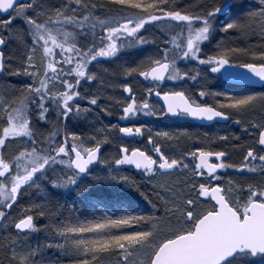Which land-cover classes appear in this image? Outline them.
Here are the masks:
<instances>
[{
  "label": "snow or ice",
  "instance_id": "6c2138e0",
  "mask_svg": "<svg viewBox=\"0 0 264 264\" xmlns=\"http://www.w3.org/2000/svg\"><path fill=\"white\" fill-rule=\"evenodd\" d=\"M257 31L258 45L236 47L221 39L211 54L204 51L221 32L227 37ZM128 50L139 58L116 64ZM112 64L116 67L105 66ZM4 72L27 82L10 85L11 91L0 96V223L6 222L9 233L0 238V264H264V90L208 87L210 80L255 78L264 89V0L191 5L180 0H0ZM117 76L124 79L114 82ZM133 78L150 86L138 95ZM190 81L201 86L190 90L185 87ZM169 83L173 87L166 88ZM116 88L127 95L108 92ZM102 96L108 106L101 104ZM113 104L122 120L139 114L234 118L244 132L253 130L255 143L232 144L240 136H218L224 149L194 147L174 156L163 141L178 137L168 131L153 134L145 124H108L87 135L69 130L96 107L111 116ZM53 113L55 120H49ZM41 121L51 129L38 127ZM145 131L149 148L121 142L104 155L114 133L123 134L122 140ZM228 147L241 150L239 162L227 160ZM96 165L106 166L103 175L93 173ZM122 165L140 170L152 184L150 192L122 175L117 167ZM228 169L238 177L218 171ZM177 171L191 176L157 179ZM33 192L41 195V203L30 198ZM56 193L71 195L72 207L66 209ZM136 193L150 210H136ZM105 195L129 210L93 219L76 212L75 201L103 204ZM40 218L47 222L38 223ZM40 231L53 239L33 246L28 238ZM50 247L66 259H45Z\"/></svg>",
  "mask_w": 264,
  "mask_h": 264
},
{
  "label": "rangeland",
  "instance_id": "374dc122",
  "mask_svg": "<svg viewBox=\"0 0 264 264\" xmlns=\"http://www.w3.org/2000/svg\"><path fill=\"white\" fill-rule=\"evenodd\" d=\"M101 2H104V0H101ZM196 0H180V3L183 4H187V5H191L193 3H195ZM205 2H211V0H205ZM151 31V30H150ZM223 39L226 43L231 44L232 46H236V47H252L254 45H258L260 42V37L258 34V31L255 34H249V35H242L236 32H232L230 33L227 37L224 36V34L221 32L219 33L215 39L212 41V43L210 45H207L206 48V54H211L210 50L214 48L216 42L218 40ZM10 47H15V45H10ZM205 51V50H204ZM138 55L134 50H128V53L124 56L121 57L120 61H117L116 64L119 63H123L124 61H133L135 59H138ZM238 59L240 61H244L246 58L241 55L238 57ZM116 64H112V65H105L107 67L110 68H115ZM122 79H124L123 77H113L114 82H120ZM26 78L24 77H16V76H11L8 75L7 72H4L2 75H0V96H3L6 92H10L11 88L10 85H17L19 86L22 83H25ZM133 83L134 88L137 90L138 95L142 92V89L146 86H148L147 84L143 83L141 81L140 78H133L132 81H130ZM168 87H172L173 84L169 83L167 85ZM95 87V86H94ZM108 92H110L112 95L116 96V97H122V96H126L125 93H122V91L119 88H116L114 90L109 89ZM151 99V98H150ZM152 103H155L153 100H151ZM84 103H87L86 101ZM101 104L103 106H108V101L104 98V96L101 97ZM156 104V103H155ZM111 111H112V115L108 116L107 113L102 111V108L100 107H96L94 108L92 114L88 117L87 120H81L79 122H72L68 125L69 130H73L76 131L78 133L81 134H95L97 129L103 128L108 124H121L122 119L120 118L119 115V107L115 104H113L111 106ZM153 117V116H152ZM155 118V117H154ZM49 120H55V114L53 113L50 117ZM124 121V120H123ZM122 121V122H123ZM148 121H150V119H148ZM140 122V121H139ZM38 127H40L42 130H50L52 125L50 123H46V122H39ZM45 134L46 131H45ZM61 136H63V132H61ZM115 136V142L113 143H127L124 142V140H120L119 139V133H114ZM107 155V154H105ZM101 166V165H100ZM96 167L93 170L94 174H101L103 175L104 172H102V169H106V166L102 165L101 167ZM120 172V171H119ZM122 175H126L132 178H135L138 182L141 183L143 189L146 192H150V190L152 189V184H149L147 182V180L145 179L143 174H132V173H124V172H120ZM89 180L91 179V177L88 178ZM157 179L160 180H171V181H177V180H183L184 178L181 177V175L179 173H174L171 177H157ZM114 185L118 184V182H113ZM101 192H105V185L103 184V182H101V187H100ZM123 191H134V190H129V189H123ZM39 198V199H43L41 197V195L37 192H33L31 195V199L34 198ZM136 197L138 200V203L136 206V210L139 212H144V211H148L150 210L151 206L147 204V201L144 200L143 197H140L138 193H136ZM29 197H25V200H28ZM83 206L88 210V216H86L85 218L87 219H93V218H102L104 216H113V215H123L125 211L129 210L127 209V207H118V203L121 204V202L117 201V198L114 196H110V195H105L104 196V203L103 204H94V203H86L84 201L79 200ZM24 201H21V203H23ZM163 209H160L159 212L157 214H160V212H162ZM15 214V209H13V212L10 215H14ZM6 222L4 223H0V238L7 236L9 233L8 231H6ZM12 231L14 232V228L12 229ZM53 239V237H51L50 235L46 234L43 231L40 232H36L33 233L32 235L29 236L28 240L29 243H31L33 246H36L37 244H44L46 242H49ZM56 247H50V248H46L44 250V257L45 259H53L54 258V254L56 253ZM59 251V255H61L60 250ZM0 258H2V256H0ZM106 262L108 261V258H105ZM114 260V258H112Z\"/></svg>",
  "mask_w": 264,
  "mask_h": 264
},
{
  "label": "flooded vegetation",
  "instance_id": "af4514ba",
  "mask_svg": "<svg viewBox=\"0 0 264 264\" xmlns=\"http://www.w3.org/2000/svg\"><path fill=\"white\" fill-rule=\"evenodd\" d=\"M206 53V48L204 49ZM183 67V65H182ZM143 82L142 78H140ZM145 83V82H143ZM146 84V83H145ZM168 85V84H167ZM166 88H170L168 86ZM150 86V85H148ZM201 86V82H188L185 87L190 90L198 89ZM248 87L252 88L255 91L264 90L260 87V85H246V84H231L224 79L219 81L210 80L208 82V87L214 91H225L229 88L233 87ZM173 87V86H172ZM126 94V93H125ZM198 95V92L195 93ZM127 95V94H126ZM156 104L162 103L157 100V98H151ZM207 102H211L210 98H208ZM261 116L259 110L254 114V118L258 121ZM251 118V117H250ZM150 119V121H148ZM123 121V120H122ZM121 121V125H128L130 122L139 124H145L152 129V133H156L158 131H168L169 133L178 137V139L171 141H163L165 151L174 156H179L184 152L192 150L194 147H211L213 150H220L225 148V143L218 140V136H232L233 134L240 136V140H233L230 143L232 144H254V136L255 133L253 130L249 129V132H244L242 125H237L234 122V118L229 119L227 121H207V120H195L190 117H173V116H161V117H152L143 114H139L136 117L130 118V120ZM140 121V122H139ZM203 121V122H200ZM123 134H119V139ZM148 133L145 131L143 136L132 137H124L122 140L126 145L131 147H140L142 150H145L150 147L147 142ZM121 140V139H120ZM116 150V144L112 145L109 148H105L103 150L104 155L110 156L112 152ZM227 151L229 152V156L227 160L229 162H239L242 158V152L239 148L228 147ZM212 161L215 162V158H212ZM190 165L193 163L192 158L188 157L187 161ZM100 165H96L99 167ZM105 166V165H104ZM102 168V165L100 166ZM120 172L129 171L133 174H142L137 173L133 167L125 168L123 166H117ZM221 176L227 177H238V173L232 169L228 170H218ZM181 175V177H189L191 176V172H180L177 171ZM241 179L247 177H240Z\"/></svg>",
  "mask_w": 264,
  "mask_h": 264
},
{
  "label": "trees",
  "instance_id": "16d2710c",
  "mask_svg": "<svg viewBox=\"0 0 264 264\" xmlns=\"http://www.w3.org/2000/svg\"><path fill=\"white\" fill-rule=\"evenodd\" d=\"M124 173H131L129 171H126ZM133 174V173H132ZM135 175H138V174H135ZM56 196V199L61 203V204H64L65 205V208H70L72 207L73 205V197L71 195H68V196H65L63 195L62 193H56L55 194ZM36 203H41L43 199H39V198H34L33 199ZM118 207H127L126 204L124 203H118L117 204ZM138 206V205H137ZM137 208V207H136ZM75 209H76V212L79 214V216L81 218H85L86 216H88V210L83 206V204L77 200L75 201ZM47 221H45L43 218H40L38 220V223H46ZM44 232V231H43ZM49 235V234H48ZM56 249V253L54 254V258L52 260H57V259H66V257L59 255V251L57 248Z\"/></svg>",
  "mask_w": 264,
  "mask_h": 264
},
{
  "label": "water",
  "instance_id": "95a60500",
  "mask_svg": "<svg viewBox=\"0 0 264 264\" xmlns=\"http://www.w3.org/2000/svg\"><path fill=\"white\" fill-rule=\"evenodd\" d=\"M243 71V70H242ZM2 73H0L1 75ZM227 82L231 83V84H246V85H260L259 81L256 80L255 78L253 79V81H247V80H226ZM157 100L161 101L162 100L160 98H157ZM171 116V115H169ZM203 122V121H200ZM123 167H134V166H129V165H122ZM135 169V168H134ZM136 171L140 172V170L135 169Z\"/></svg>",
  "mask_w": 264,
  "mask_h": 264
}]
</instances>
